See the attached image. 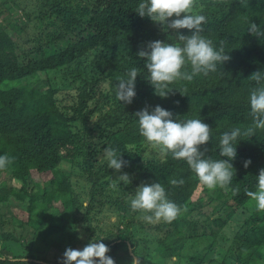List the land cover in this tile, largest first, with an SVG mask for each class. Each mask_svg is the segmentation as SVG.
<instances>
[{
	"label": "trees",
	"instance_id": "obj_1",
	"mask_svg": "<svg viewBox=\"0 0 264 264\" xmlns=\"http://www.w3.org/2000/svg\"><path fill=\"white\" fill-rule=\"evenodd\" d=\"M9 2L0 0V5L9 9L4 19L18 11L20 17L9 20L14 28L21 31L19 21L28 20L40 32L24 49L0 23V154L12 158L7 168L0 169V264H63L64 250L52 240L48 242L45 234L47 228L56 225L55 215L60 216V229H73L66 237L68 247L86 244L75 238L79 217L87 221L85 229L92 230L95 208L81 204L64 166L73 170V163L80 161L82 173L95 189L116 172L104 161L107 147L122 151V158L128 161L120 171L135 179L126 189L143 181H158L168 198L182 209L171 222L154 224L165 231L157 237L154 254L140 257L142 264H165L173 256V264H201L204 254L187 257L181 249L186 240L197 236L196 224L188 219L199 204L192 195L198 186L204 191L208 188L183 161L171 155L144 156L146 142L137 131L133 114L159 104L178 119L200 116L212 128L210 142L202 147L208 148L206 155L219 158L220 133L251 125L247 97L256 85L248 76L264 70V36L258 38L246 29L251 22L264 26V0H195L194 11L206 17L202 34L214 46L222 45L230 59L222 64L221 72L175 81L169 86L175 89L165 97L154 94L145 80L148 74L143 58L137 59L136 52L149 40L174 36L175 30L162 31L147 17L138 16L133 9L138 0ZM180 31L187 34L190 30ZM132 66L140 73L135 82L136 96L131 103L120 104L115 97L116 82ZM57 69L62 82L72 89L64 100L58 98L57 80L51 74ZM243 138L231 161L235 170L231 185L227 190H214L212 195L231 207L230 214L251 199L246 191L255 190V175L264 168V130ZM136 152L140 156L135 157ZM245 159L251 161L247 167L243 166ZM8 174L17 185L5 184ZM173 180L183 182L173 184ZM128 201L121 200L127 218L119 220L126 224V233L101 238L116 264H128L134 253L141 255L142 245L130 229L138 212L130 209ZM4 207L7 214L1 212ZM41 211L44 214L39 217ZM259 213L253 219L256 225L247 229L238 245L237 259L244 264L256 255L261 257L256 248L264 245V211ZM216 223L220 226L222 222ZM52 246L57 250L54 257Z\"/></svg>",
	"mask_w": 264,
	"mask_h": 264
},
{
	"label": "clouds",
	"instance_id": "obj_2",
	"mask_svg": "<svg viewBox=\"0 0 264 264\" xmlns=\"http://www.w3.org/2000/svg\"><path fill=\"white\" fill-rule=\"evenodd\" d=\"M195 8V0H138L133 8L138 16L147 17L162 31L175 30L174 36L168 34L165 40H149L136 52L137 59L143 58L148 74L144 79L159 97H165L175 89L169 87L175 81H191L198 75L207 76L220 71L222 64L230 59L222 45L214 46L202 34L206 17L194 11ZM181 29L190 31L186 34ZM246 30L258 38L264 36V26L257 23L251 22ZM138 74L139 69L132 66L116 82L115 97L120 104L131 103L136 96ZM248 78L256 85L247 97L251 125L246 129L234 126L220 133L217 142L219 158L206 155L208 148L202 147L210 142L212 128L200 116L178 119V115L159 104L151 108L145 106L133 114L138 124L137 131L161 158L171 155L173 159L186 163L198 181L209 190L217 187L227 190L235 174L231 161L237 155L239 140L255 135L256 130H264V70L253 71ZM121 153L115 147H107L103 156L108 168L119 172L114 178L116 185H127L130 176L120 170L128 165V161L122 158ZM11 160L7 154H0V169L7 168ZM250 162V159H245L243 166L247 167ZM182 182L171 181L173 184ZM246 195L255 202L257 210L264 211V168L255 175V190L246 191ZM128 204L132 211L142 212V219L148 223L171 222L182 211L168 198L165 187L158 181L138 184ZM102 237L105 236L94 235L79 249L66 247L62 253L63 264H116L114 258L107 254L110 250ZM78 238L82 236L78 234ZM141 256L134 253L128 264H142Z\"/></svg>",
	"mask_w": 264,
	"mask_h": 264
},
{
	"label": "rangeland",
	"instance_id": "obj_3",
	"mask_svg": "<svg viewBox=\"0 0 264 264\" xmlns=\"http://www.w3.org/2000/svg\"><path fill=\"white\" fill-rule=\"evenodd\" d=\"M7 1V0H6ZM34 0H32L33 2ZM8 3L11 4V2ZM28 4V3H26ZM195 10V9H194ZM9 11L7 7L0 5V23L3 22L7 28L6 30L10 35L16 37L15 40L24 48H29L32 45L30 40H33V36L37 35L40 32V28L33 26L34 23L27 21H19V24L23 27L21 31L17 28H14L9 20L14 17H20L18 11L12 12L13 15L8 14L7 19H4V15ZM8 20V21H7ZM52 75L56 77L57 86H58V98L62 100L68 98V93L72 90L68 83H64L61 80V74L59 69L53 70ZM63 78V77H62ZM96 116L94 115L93 118ZM98 140V139H97ZM144 156L145 154L149 157L151 156H160L157 150L152 149L147 143L143 145ZM140 156L139 152L135 153V157ZM66 171H68L71 179V187L74 190V193L78 196L81 204L87 206L92 204L94 210L92 212V220L90 222L92 230L85 229L84 218L79 217L80 221L78 222V234L82 238H78L83 242H88V240L94 235H107L109 233H126V224L119 222L122 216L127 218V214L121 210L122 202L121 200L125 198V201L129 200L132 192L135 188L130 187L126 189L123 184L116 185L115 177L119 175V172H114L109 178L107 183L98 184L95 189L91 187V183L86 179L83 169L81 168L80 161H75L72 165L73 170L67 166ZM68 168V170H67ZM130 176V175H129ZM6 185L14 184L17 185L18 182L15 179H11L10 175H6ZM135 177L130 176V183L133 182ZM146 183V181H143ZM128 185V184H127ZM216 189H219L217 187ZM203 190L201 187L194 191L192 199L199 202L196 205V209L191 211L188 215V219L194 221L196 224L195 232L197 234L196 239H188L185 241L184 247L181 249V253L187 257L197 256L199 254H204L205 258L202 260L201 264H244L237 259L238 245L241 244L242 239L244 238V233L251 226H255L256 222L253 219L257 216H260V210H257L255 207V202L249 199L243 206H240L236 209L233 214H230L231 207L227 206L221 200L215 196L214 190ZM93 197L91 199V193ZM1 212L8 213L6 207L1 208ZM137 219L133 221L130 225L132 227L134 235L141 243L140 251L142 257L147 256L148 254H154L155 247L157 244V237L164 234V227L156 229L154 224L162 225V221L155 223H148L142 219L143 213L137 211ZM44 211L38 213V216H42ZM229 214V215H228ZM49 219L50 215H46ZM60 220L59 215L54 217V227H49L45 230L47 235V240L50 242L52 240L59 245L61 249L68 247L66 242V237L73 231V229L63 230L58 226ZM216 221H221V225H217ZM44 223H40L42 225ZM73 224V223H72ZM39 225V226H40ZM153 225V226H152ZM137 228V231L133 229ZM163 226V225H162ZM70 226H68L69 228ZM67 228V227H66ZM82 228L84 230H82ZM91 232V233H90ZM30 236V235H29ZM143 238V239H141ZM105 240V239H104ZM51 247L50 251L54 252L52 257L57 254V250ZM76 249L82 248L79 246L74 247ZM256 253H260L261 257L256 255L252 260L245 264H264V245L256 248ZM176 258H168L165 264H173Z\"/></svg>",
	"mask_w": 264,
	"mask_h": 264
}]
</instances>
